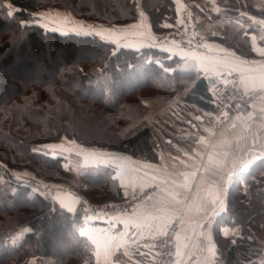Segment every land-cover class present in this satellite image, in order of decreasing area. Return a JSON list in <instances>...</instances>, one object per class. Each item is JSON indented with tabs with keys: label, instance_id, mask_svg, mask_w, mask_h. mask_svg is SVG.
Listing matches in <instances>:
<instances>
[{
	"label": "trees",
	"instance_id": "1",
	"mask_svg": "<svg viewBox=\"0 0 264 264\" xmlns=\"http://www.w3.org/2000/svg\"><path fill=\"white\" fill-rule=\"evenodd\" d=\"M179 1L0 0V264H28L33 258L41 259L42 264L95 262V248L79 229L85 211H67L53 198L57 188L53 193H38L30 183L17 178L13 169L28 167L60 181L67 171L65 158L50 153L47 145L62 137L157 160L162 151L160 131L172 127L177 132L181 124L147 123L125 135L120 129L131 120L129 99L139 94L141 107L147 108L150 104L143 94L154 90L160 96L173 97L186 77L194 79L184 91L181 114L189 111L192 115L186 107L194 106L214 115L219 106L208 79L194 70L186 74V69L178 66L181 58L160 47L169 41L155 40L134 48L105 35H65L33 22L34 13L55 6L99 23L122 25L139 20L143 10L153 31L161 32L180 23ZM189 1L202 5L206 0H182ZM243 3L224 0L219 10L227 16L236 15L243 10ZM11 7L15 8L9 15ZM191 8L198 10L194 4ZM252 12L263 15L264 6L254 7ZM250 28L258 30L255 25ZM35 65L38 70L32 67ZM138 67L142 78L128 82ZM164 68L171 71L165 74ZM189 116L183 121L193 128ZM114 171L113 164L85 168L81 174L83 193L95 201L123 198ZM237 179L227 195L229 214L216 221L217 228L226 224L238 226L240 231L228 246L224 263L264 264L256 258L257 232L264 229V159ZM93 188L97 192H92Z\"/></svg>",
	"mask_w": 264,
	"mask_h": 264
},
{
	"label": "crops",
	"instance_id": "2",
	"mask_svg": "<svg viewBox=\"0 0 264 264\" xmlns=\"http://www.w3.org/2000/svg\"><path fill=\"white\" fill-rule=\"evenodd\" d=\"M239 16L237 18H232L231 15L224 16V18L226 17L224 21L230 25V30L228 29L226 32L227 34L223 33V28H219L217 34V30L214 27L212 34H215L216 38L210 36L205 37V44L211 45V50L206 48L205 50L199 51L193 48L180 47L175 42L161 43L160 47L167 49L169 52L173 53V55L179 56L183 60V64L188 66L183 67L186 70L195 71V68L191 61L182 58L181 50L184 52H196L200 56L218 59H224L225 54L229 53L231 54L229 59L248 61V67L264 65V55H260L254 50V47L264 48V44L261 42V37L259 36L262 35V32L258 33V31L252 30L250 28L251 25L248 28L245 27L243 23L240 22ZM254 22V25L258 29H264V15L261 18H256ZM203 24L202 26L207 32L208 29H210L209 24L207 22ZM131 25L139 24L135 21V23H130V25L127 24L115 27V30H127L125 32L130 35L131 39L122 40L124 37L118 39L117 36H115L112 40L115 42L118 40L117 43L122 45L139 48L148 45V43L155 38L154 32L148 23L146 24V28H130L129 26ZM232 30L233 32L230 33ZM222 35L232 38L231 41L243 35L249 41L248 47H245V50L246 48H251L250 51L252 55L250 52L244 54V50L242 49L238 51L232 44H228L226 37ZM253 37H255V39H253ZM200 74L207 79L212 76V73L205 74L204 72H200ZM262 109H264V92L250 106L236 112L227 123L219 125L215 122L214 117L211 118L213 115L203 116L204 119H199L196 126L193 124L194 131L192 134L187 135L188 137H184L192 139V141L194 140L190 149H184L179 146L176 150H163L157 160H151L144 156H133L129 153L121 154V152L119 154L114 152L102 158L101 160L104 162H109L115 166L114 177L121 185L124 196H130L136 193V191L140 192L145 189H152V191H150L151 193L145 196L136 207L129 212L95 215L89 213L83 223H81V231H95L101 229L113 236L127 232L125 236L127 244H125L124 247L113 249L107 264H151L154 255L152 249L154 243L153 235L149 234L147 229H136L132 226L125 229L124 224L119 222L121 217L125 215L131 216L134 211L139 210L151 212L154 215L176 217L180 220L183 219L184 223L183 225L180 223L178 230V232L182 233V236L186 237L184 243L187 244V247L182 248V264H209L211 254L208 252V241L204 238V235L201 234H206L207 232L211 233V242L215 249V255L211 257V264H225L222 258L224 257V249H226L228 245L225 247L223 245L222 247L218 238L220 236V231L223 232L227 228L223 227L225 230L217 228L216 221L218 216H222L227 211V195L230 187L233 186V183L242 173L250 169L252 164L262 159L261 157H264V152H262L260 148L251 147L254 140L257 144L264 142V111H262ZM198 113H200L199 110L194 117H196ZM249 113L254 115V119L248 123L247 127L236 120L237 116L247 115ZM191 121H193V119H189V122ZM233 124H235V127H233ZM205 129H209L212 134L210 135ZM189 136L192 138H189ZM201 137L204 138V142L200 141ZM224 141H227L226 147L216 149L210 147V142L223 144ZM213 151L235 152L238 157V164H242L249 160L253 161V163L250 164L247 171L237 168L235 173L225 183L222 182L221 177L225 176L232 167V157L229 156V163L222 170L217 171L213 168L210 171H205V169L209 167L207 163L208 154ZM124 168L130 170L127 175H122L121 170ZM192 173H195L194 178L191 176ZM183 174H189L190 190L179 187V185L183 184L185 181V176ZM145 176L156 177L157 179L154 181L145 179L143 186L139 179H136L135 184L133 183L134 178ZM213 184H222V191L219 194V199L223 203V210L221 211L218 205L216 214L210 217L211 222L207 227L205 229L196 228L194 227L196 224L204 222V215L202 212L196 210V204L193 203L194 193L199 191L200 195L204 197ZM164 189H167V191ZM171 193H178L180 195L177 198H173ZM185 194L187 195L186 200L183 199ZM178 199H180L181 202H177ZM200 203H203L209 213H211L212 208L207 200H203ZM189 225L193 227L190 228ZM232 234L231 232V235ZM84 236L89 239L88 235ZM90 242L92 243L91 240ZM92 245L95 248V264H105L102 257L98 261L96 246L93 243ZM141 253H143V255H141Z\"/></svg>",
	"mask_w": 264,
	"mask_h": 264
},
{
	"label": "rangeland",
	"instance_id": "3",
	"mask_svg": "<svg viewBox=\"0 0 264 264\" xmlns=\"http://www.w3.org/2000/svg\"><path fill=\"white\" fill-rule=\"evenodd\" d=\"M223 2H224V0H206L204 4L200 5L199 3L198 4L191 3V1H189V3H187V2L184 3L181 0V1H179V8L182 9L181 10V17L183 15V13L185 11H187V13L191 15L192 23L194 25H196L197 28L199 29V32L202 36L201 38H203L204 42H206L205 37H208V36L215 37V34H212L214 27L217 30L216 33L218 32L219 28H223V33H225V34H227L226 32L228 31V29L230 30V25L224 21V19L226 18V17L224 18V16H227V15L224 12H223L224 13L223 14L222 11L219 10L221 3H223ZM193 4L196 7H198L197 11L195 10V8H191V7H193ZM261 6H264V3L261 2V0H244V3L242 5L243 10L240 12L241 15L236 14V16H235V14H231V17L237 18L240 15L239 16V18L241 20L240 22H242L243 25L248 28L250 25L255 24L254 21L256 20V18H259V17L261 18L264 15V14L261 15L260 13L255 14L252 12L254 7H261ZM14 8L15 7H11L10 10L13 11ZM141 12H143L144 16L146 17V19L143 21V23L144 24L148 23V25H150V27H151L149 15L143 10ZM57 13L59 14L58 16H57ZM42 15L46 17V19L43 21L40 20V17ZM245 15H247V16H245ZM65 17L67 18L68 23L63 22V18H65ZM37 21H39V24L45 25L43 27H45L46 30L47 29L52 30L53 28H58L59 29L58 31H61V32H72V31H70V29L77 28V30H79L78 26L83 24L85 26H89V25L93 26L97 32L101 33V35H103V36L105 35L111 39H114L115 36H117L118 39L121 37H124L122 40L131 39L130 35L127 32H120L119 30H121V29L115 30V27H118L121 25H118V24L107 25L104 23H99L97 21H93V20L86 19L84 17H79L76 15H73V13L71 11H69L65 8H60V7H55V6L42 8L39 11L35 12L33 22L37 23ZM133 22L135 23V21H132L130 23L132 24ZM136 22H137V24H141V22H142L141 17L139 18V20H136ZM206 22L209 24V28H210V29H208L207 32L205 31L204 27L202 26V25H204L203 23H206ZM130 23H127V24L130 25ZM127 24H122V25H127ZM109 29L115 30L116 34L109 35V32L107 31ZM85 30H87V28ZM257 31H258V33L262 32V35H259L261 38L264 37V34H263L264 29L263 30L258 29ZM153 32H154L155 38L153 39V41L151 40V42L148 44H153L155 42V40H158V35L161 33L167 32V30L161 31V32H156V31H153ZM232 32H233V30L230 31V33H232ZM129 33H130V31H129ZM222 36H224V35H222ZM224 37H226L227 43L230 45L232 44V46L235 49H237L238 51H241V49H242V50H244V52H243L244 54L250 52L252 55V52L250 51L251 48H246V50H245V47H248L249 41L243 35H241V37H237L233 41H231L232 38H230L228 36H224ZM261 42L264 44V40H262ZM196 50H198V49H196ZM263 61H264V58H263ZM178 66L180 68L188 67L185 64H183L182 59H181ZM32 67L35 70L39 69L37 67V65L32 66ZM140 68L141 67H138V69L135 72L130 73L131 78L128 77V82H131L132 79L134 81L135 79L140 80L142 78ZM236 73H238L240 75L239 72H236ZM25 75H26V77L31 76V72L27 68L25 70ZM193 79H194V77H186L184 79L182 85H179L178 91H177L176 95H174L173 97L160 96V95L156 94V92L154 90L150 94H143L144 96H146L147 102L150 104L147 108L141 107V105H140L141 96H139V94H137L135 96H131L129 99V104H128V106H129L128 112H129V115L131 117V120L128 123H126L125 126L121 127V129H120L121 132L125 135H129V134L137 131L142 126L147 125V123L149 125H153V124H157L160 122V123H162L168 127V126H170L169 124H171L173 122H177V123L181 124V126H179L180 129L179 130L177 129L178 130L177 132H176V129L172 128V127H170L171 131L167 130V132L166 131L164 132L163 129L160 131V135H162L161 138H159L162 142V149L161 150L162 151L163 150L164 151H170L172 149L176 150L179 146H181V148H184V149H188V148L190 149L192 147L194 140L192 141V139H188V138H184V137L185 136L188 137L187 135H191L192 132L194 131V127L193 128L190 127V125L186 124V122L183 121V119L186 116H189L188 115L189 111L186 112V114H181V112H182V110H184L182 108L184 106L183 105L184 91L190 87V81H192ZM261 94H259L246 107L250 106L258 97H260ZM188 108L193 113L192 115L189 116L190 118L193 119V121H191V122L196 126L198 120L195 119L194 116L198 112V110H196L197 108H195L194 106H187L186 109H188ZM238 111L239 110L233 112L231 117L229 118V120ZM199 112L200 113H198L197 116H199L200 119L203 118V116L204 117L210 116V114L207 112H203V111L202 112L199 111ZM86 117H87V119H88V117L91 118V116H86ZM213 117L215 119V122H217V124H219V125L227 123L229 121L228 120V121L222 123V122H220L217 115L215 116V114H214L213 116H211V118H213ZM92 119H93V117L91 118V120ZM104 120L106 121L108 119L104 118ZM87 124H88V126L93 125V123L91 124V122L90 123L87 122ZM179 132H180V134H177ZM160 135H158V136H160ZM189 138H192V137L189 136ZM170 139L172 140L171 143L168 142V141H170ZM47 146H60V147H56V148L49 147V151H50V153H53V154L62 155L65 158V167H66L67 171L65 172V174L62 173L61 178L59 179L60 181H55V180L52 181V179L47 178L44 174H38L37 172L33 171L32 169H30L28 167L13 169V173L15 174V176L17 178L22 180L24 183L25 182L30 183V185L34 188V190L38 191V193L39 192H42V193H51L52 192L53 193V191L58 187L64 188V189H69V190H72L76 193H79L78 191L83 193L82 188L84 185V181H83L84 179L81 177V174H82V172L85 171V168H90L91 166H97L99 164H111L109 162H104L103 160H101L102 158H104L108 154H112L114 152L118 153V154L120 152H121V154L126 153V152H122L120 150L106 149V148L100 147V146L93 144V143L91 145L83 144V143H80L79 141L71 140L67 137H62L59 141L52 142V143L48 144ZM54 177H58L55 172H54ZM245 187H244V189H245ZM92 190H93L92 192H94V193L97 192L96 188H93ZM150 191H152V189L149 190V193L147 195H149L151 193ZM140 192H142V191H140ZM140 192L136 191V193H140ZM136 193H133L130 196H124L121 199L120 198H114V197L113 198L105 197L106 199L105 198H103V199L98 198V200H96V201H95V199L93 200L89 195H86L85 193H83V194L79 193L83 199H82V202L78 208L83 209L85 211L86 217H87V214H89V213L91 215H95V213H91V207H92L91 205H94V206L95 205H108L109 206V204H111V203L120 202L121 200L131 198ZM88 194H91V192ZM147 195H145V196H147ZM144 197H142V199ZM136 205L132 209H134L136 207ZM129 211L130 210H128L126 212H129ZM225 213L229 214L228 209ZM177 219L178 218H176L174 220H177ZM179 222H180V219H179ZM81 223H83V221ZM81 223L79 224V229H81ZM223 227H225L227 229L225 230V229H223ZM219 229L225 230L223 232L220 231V236L218 238L221 242L220 244L222 245V247H223V245H224V247L226 245L229 246L230 244H228V243L235 241L236 236L240 232L238 226H232V225H226V224L221 225ZM178 230H179V226H178ZM231 232L233 233L232 235H231ZM20 234L21 233H19L18 235H20ZM158 235L159 234H157L154 237V240H156ZM257 236H258L259 243L256 245V248L258 250V257H256V258H258L259 263H261V262H264V244H263L264 243V229L258 231ZM16 238H18V236L13 238V239L16 240ZM228 246H227V248H228ZM227 248L224 249L225 251L223 253V255H224L223 258L226 257ZM153 254H154V252H153ZM153 258H154V255H153ZM223 261H224V259H223ZM28 264H42V262H41V259H39V258H33L28 262ZM93 264H95V262ZM151 264H152V262H151Z\"/></svg>",
	"mask_w": 264,
	"mask_h": 264
},
{
	"label": "snow or ice",
	"instance_id": "4",
	"mask_svg": "<svg viewBox=\"0 0 264 264\" xmlns=\"http://www.w3.org/2000/svg\"><path fill=\"white\" fill-rule=\"evenodd\" d=\"M12 13L9 12V15ZM59 14L57 13V16ZM141 24L139 25H131L129 26L130 28H139V27H147L146 24L143 23V21L146 19L144 16L143 12H141ZM45 16H41L40 20L43 21L45 20ZM64 23H68L67 18H63ZM37 24H39V21H37ZM39 26H45L43 24H39ZM79 30L77 28H72L70 31H72L76 35H83V36H91V35H101L100 32H97L95 28L91 25L85 26L83 24L78 26ZM87 28V30H85ZM52 30L58 31V28H53ZM109 32V35H114L116 34L115 30H107ZM120 32H125L126 30H119ZM63 34H68L67 32ZM255 39V37H253ZM154 46V45H153ZM205 48H209L211 50L212 46L204 44L202 45ZM167 51V49H164ZM254 50L257 51L260 55H264V48H255ZM223 51V50H221ZM182 52V58L191 61L192 64L194 65L195 68V73L197 76H199L200 72H204L205 74L212 73V76L209 77L210 82L215 85L217 83V80L215 77H219L222 75L223 72L227 71L229 75L233 71H237L240 73V78L236 82L232 81H222V83L228 84V83H236L238 84L239 87L244 89L245 94L248 93H255L257 91L264 92V65H259L257 67H248L249 62L245 60H239V59H229L231 54L226 53L224 59H218V58H210V57H204L198 55L196 52ZM164 73L167 74L171 69L169 68H164L163 69ZM255 73V74H253ZM186 74H191L190 70H186ZM264 111V109H262ZM225 118H227V113L224 114ZM195 119L199 120L200 117L197 116ZM254 119V115L252 113H249L247 115H242V116H237L236 120L240 121L245 127L248 126V123ZM233 127H235V124H233ZM205 131H208L210 135L212 134L209 129H205ZM201 142H204V138H200ZM227 146V141H224L223 144H218V143H212L210 142V147L213 149L216 148H221V147H226ZM52 148L60 147V146H48ZM251 147L254 148H260L262 152H264V142H261L257 144L254 140L253 144ZM229 156L232 157L231 163L232 167L228 170L225 176L221 177L222 182H227L228 179L235 173L237 168L243 171H247L248 167L250 166L253 161L249 160L246 161L242 164L237 163L238 157L236 156L235 152H228V151H213L212 153L208 154L207 157V163H208V168L205 169V171H210L213 168L215 170L220 171L222 170L228 163H229ZM264 158V157H261ZM122 175H127L129 173V169H122ZM185 176V181L183 184L179 185V187L184 188L185 190H190L191 185L189 184V174H183ZM191 176L194 178L195 173H192ZM136 179H139L141 182V185L143 186V182L145 179H150V180H156V177H139V178H134L133 183L135 184ZM166 183V182H165ZM167 191V189H164ZM222 191V184L221 185H216L213 184L208 192L207 195L202 197L200 195L199 191H196L194 193V200L193 203L196 204V210L198 212H202L204 215V222L196 224L194 227L199 228V229H205L207 225L211 222L210 217L214 216L216 214V209L217 206L219 205L220 210H223V203L219 199V194ZM173 198H177L180 194L178 193H171ZM183 199H187V195L185 194L183 196ZM203 200H207L208 204L211 206L212 211L209 213L208 209L204 206L203 203H200ZM177 202H181L180 199L177 200ZM74 203V201H73ZM68 207L69 211H73V208L71 205H66ZM187 208V206H186ZM176 217H168L164 215H154L151 212H147L144 210H139V211H134L131 216H123L120 218V223L124 224L125 229H127L129 226H132L136 229H147L149 234L153 235L155 237L156 234L159 235H167V228L168 226L172 223V220L175 219ZM181 225H183V219L180 220ZM190 228H192V225H189ZM204 235V238L208 241V252L211 254V257H214L215 255V249L214 245L211 242V233L207 232L206 234L201 233ZM81 235H88L89 239L92 241L93 244L96 246V256L99 261V259L102 257L105 261V264H107V261L109 260L110 254L113 251V249H118L121 247H124L125 244H127V241L125 240V236L127 235V232L120 233L118 235H111L110 233L97 229L95 231L93 230H82ZM176 239V251L174 254V259L171 261V264H182V257H183V252L182 248L187 247V244L184 243V240H186V237L182 236L181 232H177L175 235ZM143 255V253H141ZM211 257L209 259V264H211Z\"/></svg>",
	"mask_w": 264,
	"mask_h": 264
},
{
	"label": "built area",
	"instance_id": "5",
	"mask_svg": "<svg viewBox=\"0 0 264 264\" xmlns=\"http://www.w3.org/2000/svg\"><path fill=\"white\" fill-rule=\"evenodd\" d=\"M196 25L191 21V15L185 11L181 17L180 23L167 32L158 35V40L161 42L169 41L175 42L180 47L194 48L205 50L202 45L205 44L204 39ZM240 75L232 72L229 75L226 71L221 76L215 77L217 83L210 84V92L214 96L215 103L219 106L215 112V116L219 118L220 122H226L231 117L232 113L249 105L262 92L245 94L244 89L239 87L236 83H222V81L236 82ZM227 113V118H225ZM149 193V189H145L140 193H136L133 197L121 200L120 202L111 203L108 205H91V213L106 214V213H123L131 210L145 195ZM83 199V198H82ZM180 225L179 219L173 220L167 228V235H158L153 244L154 258L152 264H170L175 258L176 249L175 235L178 232Z\"/></svg>",
	"mask_w": 264,
	"mask_h": 264
},
{
	"label": "water",
	"instance_id": "6",
	"mask_svg": "<svg viewBox=\"0 0 264 264\" xmlns=\"http://www.w3.org/2000/svg\"><path fill=\"white\" fill-rule=\"evenodd\" d=\"M11 13H13L12 10H10ZM208 83L210 84V79H208ZM54 200L64 209L68 210V207L66 205H71L73 208V211H69L71 213L76 212L79 205L82 202V196L72 190L64 189V188H57L53 193ZM74 201V203H73ZM264 244V243H263Z\"/></svg>",
	"mask_w": 264,
	"mask_h": 264
}]
</instances>
